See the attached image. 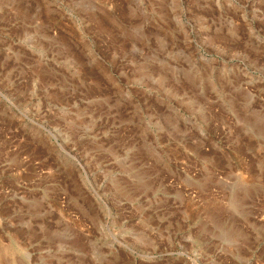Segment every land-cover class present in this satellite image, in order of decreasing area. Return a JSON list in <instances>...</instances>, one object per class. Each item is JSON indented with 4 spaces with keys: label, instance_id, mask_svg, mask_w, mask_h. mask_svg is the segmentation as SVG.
I'll use <instances>...</instances> for the list:
<instances>
[{
    "label": "rangeland",
    "instance_id": "obj_1",
    "mask_svg": "<svg viewBox=\"0 0 264 264\" xmlns=\"http://www.w3.org/2000/svg\"><path fill=\"white\" fill-rule=\"evenodd\" d=\"M0 264H264V0H0Z\"/></svg>",
    "mask_w": 264,
    "mask_h": 264
}]
</instances>
